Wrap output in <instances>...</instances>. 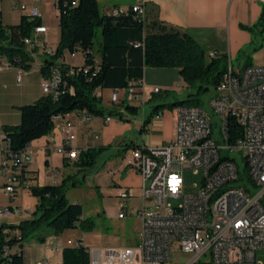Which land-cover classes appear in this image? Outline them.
<instances>
[{
    "label": "built area",
    "instance_id": "obj_1",
    "mask_svg": "<svg viewBox=\"0 0 264 264\" xmlns=\"http://www.w3.org/2000/svg\"><path fill=\"white\" fill-rule=\"evenodd\" d=\"M258 1L264 4V0ZM21 8L25 11L27 5ZM132 9L147 19L140 3ZM123 11L114 9L112 14ZM30 15L38 18L39 11L33 9ZM47 33L48 28L40 24L34 28L33 35L25 39L28 51L38 55L35 67L39 70L43 59L56 52L44 37ZM209 55L215 56V52ZM65 70L61 60L50 66L47 76H43V94L57 96L61 93L66 86L65 75L75 71L73 66ZM17 80L19 83L23 80L22 69H18ZM142 85L141 80L128 88L111 89L110 102L137 105ZM69 90L73 92L74 88L69 87ZM215 91L210 101L213 114L204 108L196 110L194 106H188V110L174 108L176 122L172 140L159 145H134L127 165L141 177L140 203L131 214L141 224L137 244L108 247L99 253L90 249V264H172L176 249L189 255L185 264H264L260 256V252H264V66L235 69L230 61ZM161 92L158 87L153 89L154 94ZM95 95L102 97L100 91ZM75 113L83 125L93 117L82 110L54 119L55 127L61 131L62 144L53 151L71 161L86 149L75 145L77 132L72 119ZM231 113H242V120L236 121L243 128V136L235 142H230V124L219 125V118ZM162 115L159 110L154 118ZM113 120L112 115L104 117L106 124ZM221 126H228V134H221ZM215 128H218L216 137ZM92 138L96 141L99 136L95 134ZM219 140L226 145H218ZM185 145H198V153H185ZM225 148L239 152L244 166L223 157L221 150ZM35 161L30 145L13 155L1 131L0 179L4 180L1 192L5 196L16 198L31 187L28 166ZM188 171L192 177L200 176V184L194 187L188 184ZM236 183L239 185H234ZM134 197L132 189L124 188L119 192V218L130 215L129 201ZM19 211L30 212L31 208L22 207ZM14 214L12 207H0V217H13ZM68 243L79 246L80 242Z\"/></svg>",
    "mask_w": 264,
    "mask_h": 264
},
{
    "label": "trees",
    "instance_id": "obj_2",
    "mask_svg": "<svg viewBox=\"0 0 264 264\" xmlns=\"http://www.w3.org/2000/svg\"><path fill=\"white\" fill-rule=\"evenodd\" d=\"M132 7L113 15V11L103 13L98 0H56L60 42L55 54L43 59L40 71L47 76L50 66L63 59L66 53L81 52L84 63L80 68L73 66L75 71L65 75L66 86L59 95L43 94L36 102L21 106L20 124L3 128L13 155L22 152L33 141L51 134L57 116L82 110L96 117L114 116L117 111L104 107L103 98L95 93L103 89L128 88L143 79L146 67L177 68L187 88L196 89V93L189 94L186 100L155 106L152 115L166 107L170 110L184 106L200 107V97L216 90L230 62L227 54L214 51L215 56H210L190 34L157 20L148 22ZM38 25V18L30 14H24L17 25H5L0 9V64L5 58L10 65L21 69H30L34 65L36 57L28 51L25 39L33 35ZM242 27L264 39V5L258 22ZM98 28L101 40L95 55ZM249 63L246 67L252 65ZM62 64L65 72L72 68ZM69 87L74 91L70 92ZM116 106L125 107L133 114L140 111V107L128 102ZM150 121L151 116L145 122ZM229 124L230 142H235L243 136V128L236 120ZM107 149L105 146L82 150L74 160L77 172L86 173L93 169L99 154ZM74 177L75 174H69L61 184L30 187L31 195L38 200L33 216L19 223L0 225V264H24L22 248L30 239L45 242L47 237L58 236L70 229L94 230L95 222L84 217L83 206L66 197L69 186H78ZM90 260V249L81 242L79 246H68L63 251V264H90Z\"/></svg>",
    "mask_w": 264,
    "mask_h": 264
},
{
    "label": "crops",
    "instance_id": "obj_3",
    "mask_svg": "<svg viewBox=\"0 0 264 264\" xmlns=\"http://www.w3.org/2000/svg\"><path fill=\"white\" fill-rule=\"evenodd\" d=\"M98 1L100 10L103 13H109L114 9L128 10L132 5L140 3L146 11L148 22L157 20L166 26H172L183 30L195 38L206 52L218 51L219 53L227 54L230 61L233 59L238 60L239 65L236 69H243L247 66L249 63V56L254 49L257 38L254 32L244 29L242 26H253L257 23L262 14L264 5L258 0ZM24 4L27 5L25 11L21 8ZM0 9L3 13V23L5 25H17L21 22V18L24 14H30L31 10L37 9L39 11L38 20L40 24L48 28V33L44 35V37L50 46L54 48L58 46L61 34L56 0H0ZM258 39L259 37L257 40ZM37 62L38 58L35 59L34 66L30 69H22L23 80L19 83L17 74L18 69L21 68L10 65L5 58L1 59L0 133L5 126L20 124L21 113L19 108L21 106L32 104L43 96L41 88L43 75L41 71L35 67ZM61 62L66 65L81 66L84 63V56L81 52L76 53L75 56L66 53L63 59H61ZM252 65L255 64L252 63ZM149 74L151 78L148 77ZM142 84V88L139 89L138 102L136 105L140 108L143 105L147 106V103L152 101L156 95H159L153 93L155 87L161 90L174 89L177 85L187 88L177 68L146 67ZM100 92L104 100V90H100ZM145 106L142 107L144 108L142 120V128L144 129L141 128L140 130L141 141L126 143L115 153H111L110 151L107 152V154L111 153L112 156L105 160L106 169L99 176L98 186L111 188L110 192L114 195L113 201L118 210L120 202L118 195L124 188L132 189L136 196L135 199L137 202L135 204L131 203V200L129 201V211L131 209H136L140 203V194L138 196L135 191L140 188L141 177L132 166L127 165V161L130 158L128 160L125 159L127 156L126 149L129 146L132 147L133 144L159 145L167 143L172 140L174 136L176 120L173 111L167 107L161 109L163 112L162 117L155 119L154 114L152 115L153 108L149 115L151 116V121L146 123L145 121L149 119V116H147ZM72 119L76 125V146L86 148L107 146L106 140L100 138L96 131L99 125L96 116H93L87 125H83L77 113L72 116ZM119 122L122 123L123 119ZM151 127H153L155 131L152 132ZM95 134H98V140L102 139L100 143L97 142L98 140L93 141L92 137ZM51 138H54V140L51 141ZM61 144L62 136L58 126L54 128L51 134L37 139L30 144L33 149L34 157L36 158V161L28 166L29 178H31L29 179L30 186L62 183L67 175H64L61 179L57 178L59 169L53 165L54 155H56V157H61V155L53 151V148ZM40 156L43 157V160L41 158L39 159ZM40 162H42V164H39ZM63 163L64 167L70 168V164H73L74 161H71L67 157H63ZM69 170L73 171L72 168ZM71 172H69V174H71ZM25 194H29L33 197L30 188H28L24 190L22 194L12 199H19L20 202L10 205V207L15 209V214L11 219H21L13 223H19L23 220L30 219V213L33 215L38 200L33 197V204H25V201L22 199L25 197ZM131 205H133V207ZM22 207H30L31 211H19ZM119 213L120 210L118 211V215ZM128 217H130V215L123 219L118 216V219L124 220ZM11 223L12 222L9 224ZM80 231L79 228L73 231L66 230L58 236L52 235L47 237L45 242H39L36 239L28 240L24 243L22 248L24 264H37L38 262L63 264V251L66 247L71 246L68 243L69 241L81 242L89 249L95 250L98 253L100 250L108 247H128V245H119V240L115 236L108 237V243L106 245H96L97 243L94 241L95 238L88 236L89 232ZM99 238H101V236H99Z\"/></svg>",
    "mask_w": 264,
    "mask_h": 264
},
{
    "label": "rangeland",
    "instance_id": "obj_4",
    "mask_svg": "<svg viewBox=\"0 0 264 264\" xmlns=\"http://www.w3.org/2000/svg\"><path fill=\"white\" fill-rule=\"evenodd\" d=\"M101 40V30L97 29L96 39H95V46H94V53L95 55L98 54V49ZM263 37H259L257 40L258 43L255 45V49H253V53L251 52L249 56L250 63L255 65H262L264 66V41ZM233 67L236 69L239 65V61L233 59L231 61ZM151 78V75H148ZM171 79L170 77H168ZM104 90V107L107 109H113L117 111V114H114V120L109 124H104V118L98 116L97 120L99 122L98 127L96 128L97 133L99 134L100 138L105 139L107 142L108 149L104 150L102 153L99 154L98 161L96 166L84 172H77L74 167V163L70 164L73 169L69 170V167H64L63 163V156L53 157V165L59 169V173L57 178L61 179L64 175H68L69 172L71 174H75L74 181L77 182L78 186H69L66 190V197L72 203H80L84 208V217L85 218H92L95 222V228L92 232H89L88 236L95 238L94 241L97 243L96 245H106L108 243V237L115 236L119 240V245L124 246H134L137 244L138 241V231L140 228L139 220L135 217H132L131 214L135 212V209H131L129 211L130 217L119 220L118 219V209L114 204V195L110 192L111 188H105L98 186L99 176L102 174L106 169V162L108 158H111L112 154L121 149L126 143L138 142L141 141V128H142V120H143V111L145 105L140 108L138 114H133L128 111L125 107H119L110 102L112 90L111 89H103ZM191 93H196L195 88H184L180 85L175 86L174 89L169 90H162L159 95H156L152 101L147 103L146 113L147 116L150 115L152 109L157 105H164L165 103H172L178 102L182 100H186ZM216 91L211 90L210 92L202 95L200 97L201 100V107L208 111L210 114H213L210 107V101L215 96ZM121 97L123 94H120ZM120 118L123 119V122L120 123ZM153 124V123H152ZM220 125V124H219ZM152 132L153 127H151ZM88 131V130H87ZM92 134V133H91ZM90 134V135H91ZM218 135V128H215V137ZM101 140L97 142L100 143ZM218 145L224 146L226 145L225 141H218ZM111 152L107 154V152ZM132 147H128L126 149L127 156L126 160L131 158L132 156ZM106 152V153H105ZM221 155L223 157H227L230 159L235 160L239 165L242 167L244 166V160L239 152L231 151L228 148L221 150ZM114 156V155H113ZM43 160V157L40 156L39 159ZM39 164H42L40 162ZM44 168V167H43ZM42 168V171L44 170ZM44 172V171H43ZM187 182L188 184L193 185L200 184V176L194 175L191 176V173L188 171L187 175ZM4 180L3 178L0 179V188L3 186ZM234 185H239L236 183ZM135 193L139 196L140 188L135 191ZM136 197L131 199V203H136ZM25 204L34 203L33 197L29 194H25V197L22 198ZM19 199L12 200L9 197L5 196L0 191V207L1 206H10L14 205L15 203H19ZM36 205V204H35ZM133 207V205H131ZM33 215L30 213V217ZM21 219H14V218H4L0 217V225L2 223H10V222H18ZM70 230H76L70 229ZM82 232V231H80ZM101 236V238H99ZM261 258L264 260V252H260ZM189 259V255L175 250L173 255V262L172 264H185Z\"/></svg>",
    "mask_w": 264,
    "mask_h": 264
},
{
    "label": "bare ground",
    "instance_id": "obj_5",
    "mask_svg": "<svg viewBox=\"0 0 264 264\" xmlns=\"http://www.w3.org/2000/svg\"><path fill=\"white\" fill-rule=\"evenodd\" d=\"M36 58L38 55L33 52ZM181 110H188V106L179 107ZM196 110H203L200 106H194ZM232 120H242V113H231V114H224L221 118H219L220 125H228ZM221 134H228V126H221ZM185 153L189 154H196L198 153V145H185ZM11 218V217H8Z\"/></svg>",
    "mask_w": 264,
    "mask_h": 264
}]
</instances>
